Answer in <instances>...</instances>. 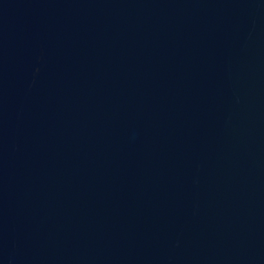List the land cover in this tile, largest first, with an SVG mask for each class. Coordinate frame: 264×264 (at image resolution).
Wrapping results in <instances>:
<instances>
[{"label":"water","instance_id":"water-1","mask_svg":"<svg viewBox=\"0 0 264 264\" xmlns=\"http://www.w3.org/2000/svg\"><path fill=\"white\" fill-rule=\"evenodd\" d=\"M0 264H264V0H0Z\"/></svg>","mask_w":264,"mask_h":264}]
</instances>
